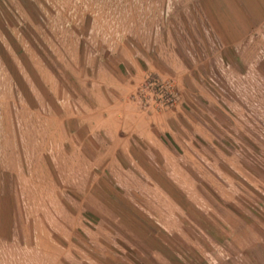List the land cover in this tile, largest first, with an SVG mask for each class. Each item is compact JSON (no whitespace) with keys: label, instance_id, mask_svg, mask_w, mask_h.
<instances>
[{"label":"rangeland","instance_id":"obj_1","mask_svg":"<svg viewBox=\"0 0 264 264\" xmlns=\"http://www.w3.org/2000/svg\"><path fill=\"white\" fill-rule=\"evenodd\" d=\"M207 6L0 0V264H264V81L236 77L241 65L211 31ZM114 70L125 81L113 84ZM127 79L137 103L175 129L178 144L163 131L162 171H105L102 159L91 171L62 160L61 122L73 126L75 109L93 96L87 84L101 91ZM114 183L145 207L134 214L148 217L149 232L134 224L147 240L120 224L131 214L108 203Z\"/></svg>","mask_w":264,"mask_h":264},{"label":"crops","instance_id":"obj_2","mask_svg":"<svg viewBox=\"0 0 264 264\" xmlns=\"http://www.w3.org/2000/svg\"><path fill=\"white\" fill-rule=\"evenodd\" d=\"M206 1L208 10L205 12V16L211 25V31L218 32V35L214 33L222 47H229L235 51L236 64L241 65L242 70L235 73L236 77L249 74L255 79L264 81V40L259 39L261 47L256 41L259 34H261L259 37L264 38L262 36L264 33V0ZM248 48L253 51L246 57L244 53ZM151 67L158 73L162 72L155 65ZM135 70L137 71V69ZM179 71L185 72L182 67L179 68ZM181 72L177 75H181ZM112 76L113 80L115 79L113 84L119 79L121 81L126 79V75L120 71L114 70L107 75L108 79ZM131 76L133 78L132 74ZM133 83L124 88H102L101 91L96 88L93 82L87 84L85 90L93 96L89 102L81 105V109L80 106L75 109L77 113L73 126L70 125L71 121L61 122L62 132H66L65 143L64 141L60 143L62 160L84 161L88 167H91V171L100 170V159L108 161L104 165L105 171H145L149 176H154L157 171H162L163 163L160 160L163 153L161 151H164L165 145V139H162L163 131L168 132V129H172L171 140L178 144L174 138L175 132L172 133L175 129L171 127L168 120L164 122L165 119L161 116L162 111L144 109L137 103L136 89ZM178 93L179 95L183 94L181 89ZM61 110L68 116V106H64ZM103 131L108 132L107 139L102 135ZM129 159L135 161L132 168L126 163ZM158 180V178H154V183L157 187L161 186V191L157 189V192H160V197L163 198L164 185ZM126 188L129 187L117 183L111 184L108 187L109 198H111L108 203L112 202L111 204L115 205V208L124 209L130 213L131 216L120 217V224L138 238L147 240L149 219L147 216L134 214L138 207L142 206L144 209L145 207L135 200V192H132L131 188ZM142 188L146 187L135 188L134 191L141 193L146 190ZM98 191H100L99 184L88 189L87 192L94 193L92 201H94V197L99 198L96 194ZM130 220L133 223H130ZM154 220L157 221L156 218ZM154 220L152 219L151 223L155 224ZM143 221L147 233L143 232L141 226L134 224ZM108 233H111V230ZM110 248L112 250V247ZM106 255L111 256L112 253L107 251ZM115 261L116 264H124L123 258L115 259Z\"/></svg>","mask_w":264,"mask_h":264}]
</instances>
